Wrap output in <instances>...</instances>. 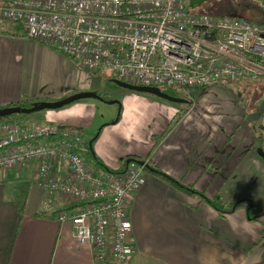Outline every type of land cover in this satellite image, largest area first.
Instances as JSON below:
<instances>
[{"label":"crops","instance_id":"1","mask_svg":"<svg viewBox=\"0 0 264 264\" xmlns=\"http://www.w3.org/2000/svg\"><path fill=\"white\" fill-rule=\"evenodd\" d=\"M59 59L53 47L25 37L18 24L1 23L0 108L81 92L54 80ZM150 97L121 102L118 114V101L101 97L95 99L113 109L110 115H98L95 104L83 100L43 115L47 124L80 127L101 173L123 170L130 159L148 160L196 191H181L145 170L128 208L134 246L129 264H259L264 215L254 214L264 208L258 154L264 141L257 138L262 118ZM23 119L29 118L14 120ZM70 207L67 198L38 186L31 169L0 171V264H93L90 247L74 241L71 223L57 220Z\"/></svg>","mask_w":264,"mask_h":264},{"label":"built area","instance_id":"2","mask_svg":"<svg viewBox=\"0 0 264 264\" xmlns=\"http://www.w3.org/2000/svg\"><path fill=\"white\" fill-rule=\"evenodd\" d=\"M257 3L264 10V0ZM4 14L25 37L135 86L163 91L264 75V23L191 13L186 0H15ZM89 151L80 127L29 129L0 118V171L31 169L38 186L67 198L74 208L59 211L57 220L71 223L93 264H129L128 208L148 160L101 173Z\"/></svg>","mask_w":264,"mask_h":264},{"label":"rangeland","instance_id":"3","mask_svg":"<svg viewBox=\"0 0 264 264\" xmlns=\"http://www.w3.org/2000/svg\"><path fill=\"white\" fill-rule=\"evenodd\" d=\"M9 2L10 0H0V25L1 23L10 21L1 16V8ZM186 6L191 13L195 14L213 17H240L257 23H260L259 21L261 20L264 21V11L257 3V0H186ZM58 54H60L61 60L59 59V63L58 61L54 62V66L57 69L54 80L60 82L59 85L64 90L76 92L81 89V92H76V94L92 92L98 93L102 99L118 101L119 107L117 108V114L119 113L121 102H134L135 100L139 101V97L152 98L150 96H153L148 93L136 91H133L127 96L129 91H125L112 82L115 77L109 68L100 65L97 70H86L79 65L77 60L63 55L60 52ZM163 91L187 101L184 103H172L174 106L186 107L188 102L193 101L194 104L201 103L205 109L210 108L212 112L217 113H229L232 109H240L243 113L244 120L252 119L254 121H260L264 114V75L245 76L233 82L226 79H219L203 87L185 88L182 90L163 89ZM76 94L70 95L68 98ZM95 98L89 97L81 100L95 104V107H92V109L98 115H110L113 109ZM74 102L59 108H68L71 104H75ZM76 102H80V100ZM38 105L40 104H36L35 106ZM59 108H46L29 113H12L6 115L5 119L13 118L14 120L15 118H19L22 120V118H29L27 121L23 119L20 123L24 127L31 129L39 125H46L47 123L45 121L47 118L43 116L45 112L49 113L51 112L50 110ZM261 121V124H263V119ZM85 137L87 136L85 135ZM140 161L143 162L144 160ZM148 166L150 167L149 161ZM94 170L96 172L100 171L97 164L94 165ZM254 215H264V208Z\"/></svg>","mask_w":264,"mask_h":264},{"label":"water","instance_id":"4","mask_svg":"<svg viewBox=\"0 0 264 264\" xmlns=\"http://www.w3.org/2000/svg\"><path fill=\"white\" fill-rule=\"evenodd\" d=\"M112 82L117 85L118 87H121L123 89H127V90H133V91H137V92H144V93H149V94H153L157 97H160L162 99L174 102V103H184L187 102L184 99L172 96L168 93H165L163 91H161L160 89L156 88V87H149V86H135L132 84H128L125 82H122L118 79H113ZM89 97H96V98H100L101 96H99L96 93H92V92H83V93H79L76 94L74 96H71L69 98H65L62 100H58V101H54V102H46V103H42L38 106H32V107H23V106H9V107H5V108H0V116H6L8 114H12V113H29V112H33V111H39L42 109H46V108H59L62 107L64 105L70 104L74 101H78L81 99H85V98H89ZM259 156L262 158V160L264 161V152L263 151H259L258 152ZM129 162V160H127V163ZM139 164H142V161H137Z\"/></svg>","mask_w":264,"mask_h":264},{"label":"trees","instance_id":"5","mask_svg":"<svg viewBox=\"0 0 264 264\" xmlns=\"http://www.w3.org/2000/svg\"><path fill=\"white\" fill-rule=\"evenodd\" d=\"M263 16H264V15H263ZM259 22H260V23H264L263 20H261V21H259ZM263 63H264V62H263ZM78 101H79V100H78ZM18 105H19V106H23V107H31L33 104H27V105H25V104H23V103H20V104H18ZM3 117H5V116H2V117H0V118H3ZM262 119H263V124L259 125V132H258V134H257V138H258V140H260V141H264V114H263V116H262ZM88 157L90 158V160H91L92 162H94V163H93L94 165L100 163L99 160H98V159L92 154V151H91V150L88 152ZM130 160L137 161V160H135V159H130ZM147 169L150 170L152 173H154V174L160 176V177L163 178L165 181H167L170 185L176 187L177 189H179V190H181V191H184V192H186V193H191V194H192V193H196V191H194L193 189L184 186L180 181H178V180L174 179L173 177H171V176H169V175H167V174L161 172L159 169H157V168H155V167H154V168H153V167L151 168V167L148 166ZM72 208H74V206H71V207L68 208V209H72ZM259 264H264V253H263L262 257H261V261H260Z\"/></svg>","mask_w":264,"mask_h":264},{"label":"bare ground","instance_id":"6","mask_svg":"<svg viewBox=\"0 0 264 264\" xmlns=\"http://www.w3.org/2000/svg\"><path fill=\"white\" fill-rule=\"evenodd\" d=\"M14 2H15V0H10V2L7 5H5L4 7L1 8V16H2V18L12 21L4 13H5L6 10L10 9L14 5ZM0 117H2V116H0Z\"/></svg>","mask_w":264,"mask_h":264}]
</instances>
